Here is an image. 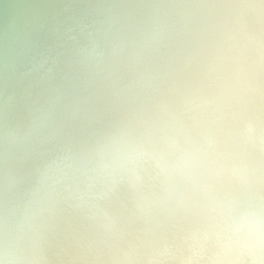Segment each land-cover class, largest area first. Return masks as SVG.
Instances as JSON below:
<instances>
[{
  "label": "bare ground",
  "instance_id": "1",
  "mask_svg": "<svg viewBox=\"0 0 264 264\" xmlns=\"http://www.w3.org/2000/svg\"><path fill=\"white\" fill-rule=\"evenodd\" d=\"M12 4L0 264H264V0Z\"/></svg>",
  "mask_w": 264,
  "mask_h": 264
},
{
  "label": "water",
  "instance_id": "2",
  "mask_svg": "<svg viewBox=\"0 0 264 264\" xmlns=\"http://www.w3.org/2000/svg\"><path fill=\"white\" fill-rule=\"evenodd\" d=\"M7 0H0V13H1V10L4 8V5H5V2H6ZM19 0H10V2H13V4L14 5H17V2H18ZM12 4V5H13Z\"/></svg>",
  "mask_w": 264,
  "mask_h": 264
}]
</instances>
